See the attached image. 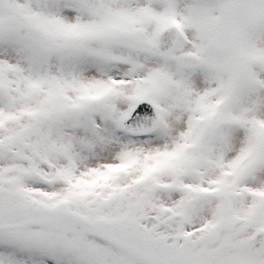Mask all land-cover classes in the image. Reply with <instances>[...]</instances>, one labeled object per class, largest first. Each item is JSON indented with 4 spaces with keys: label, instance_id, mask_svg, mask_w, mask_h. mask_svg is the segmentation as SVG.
<instances>
[{
    "label": "snow or ice",
    "instance_id": "6c2138e0",
    "mask_svg": "<svg viewBox=\"0 0 264 264\" xmlns=\"http://www.w3.org/2000/svg\"><path fill=\"white\" fill-rule=\"evenodd\" d=\"M0 264H264V0H0Z\"/></svg>",
    "mask_w": 264,
    "mask_h": 264
}]
</instances>
